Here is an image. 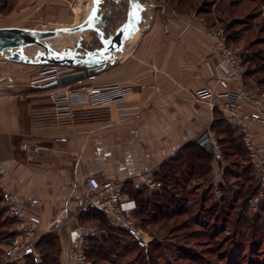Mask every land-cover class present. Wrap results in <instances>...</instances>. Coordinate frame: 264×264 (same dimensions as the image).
I'll use <instances>...</instances> for the list:
<instances>
[{
	"label": "crops",
	"instance_id": "crops-1",
	"mask_svg": "<svg viewBox=\"0 0 264 264\" xmlns=\"http://www.w3.org/2000/svg\"><path fill=\"white\" fill-rule=\"evenodd\" d=\"M76 3L0 0V27L57 25L74 14ZM159 21L150 25L146 19L114 63L83 79L86 86H132L119 104L79 105L63 115L50 97L55 87L33 83L41 66L0 64V176L44 229L75 214L88 178L121 183L128 195V188H147L145 180H154L182 149L214 136L215 122H228L220 109L196 99L200 89L220 90L216 61L208 58L207 25ZM84 39L88 49L99 46L95 32H85ZM256 132L264 141V128ZM69 239L72 243V232ZM63 248L67 254L69 245Z\"/></svg>",
	"mask_w": 264,
	"mask_h": 264
},
{
	"label": "rangeland",
	"instance_id": "rangeland-1",
	"mask_svg": "<svg viewBox=\"0 0 264 264\" xmlns=\"http://www.w3.org/2000/svg\"><path fill=\"white\" fill-rule=\"evenodd\" d=\"M141 1L147 7L144 23L148 19L150 25L160 20L159 22L165 25L171 22L207 25V28L227 27L231 46L242 48V57L245 59L248 73L253 71L246 79L247 84L264 89V85L258 83L260 79H264V72L260 71L264 68V0ZM94 10L97 16H103L107 25H122L127 18L128 0H77L74 14L68 16L66 21L39 29L77 25ZM2 12H9V7ZM212 25L215 27H211ZM84 35L85 32L65 34L62 44L57 45V41L61 40L59 39L52 41V45L56 49L72 47L76 45L79 37ZM38 50L37 47H29L24 51L29 56H34ZM252 58L258 61L259 66L247 62V59ZM2 59L0 56L1 66L4 65ZM258 128L264 127H254L252 130L257 149L263 156L261 159H264V141L256 132ZM237 134L239 139L235 142L236 148L234 144H229L227 138L221 143L217 135H214L217 149L211 146L214 157L209 178L205 179V182L204 179L193 178L186 183L188 201L180 205L185 207L179 217L166 222H156L153 219L154 213H151L146 216L147 223H143L141 216L137 214L140 210L138 200L129 196L137 201L133 225L146 246L139 245L138 240L127 231L117 229L122 243L120 251H124L122 254L127 252L126 249L123 250L125 246H133V249H128L127 255L123 254L122 258H119L118 264H264V187L238 129ZM176 174L174 178L181 179L179 172ZM216 186L219 187L220 194L216 193ZM147 189L150 193L154 192L149 187ZM79 222L104 229L106 233L108 230H115L109 225L106 216L101 223L86 220L84 217ZM73 228L74 226L66 224L58 229L60 232H50L59 237V245L62 248L59 259L62 263L66 262L68 254L65 253L63 244L67 243L70 248L73 246L69 239ZM5 239H0V251ZM155 243H160V246L155 247ZM149 251H153L150 261ZM99 264L114 263L102 261Z\"/></svg>",
	"mask_w": 264,
	"mask_h": 264
},
{
	"label": "built area",
	"instance_id": "built-area-1",
	"mask_svg": "<svg viewBox=\"0 0 264 264\" xmlns=\"http://www.w3.org/2000/svg\"><path fill=\"white\" fill-rule=\"evenodd\" d=\"M226 30L227 27L204 29V34L210 41L212 49L208 58L216 61L217 75L215 78L220 90L200 89L196 93V99L220 109L224 118L238 129L264 187V159H261L263 156L257 149L252 130L254 127H264V89L247 84L248 69L242 57V48L229 44ZM2 62L6 64L9 61L3 57ZM77 71L78 68L69 65H44L41 66L33 83L59 80L62 76ZM76 84L77 87L70 84L59 85L50 94L52 102L63 115H72L74 107L79 105L107 107L119 104L133 93V87L130 85L86 86L83 80ZM215 100L219 102H214ZM208 139L209 147L213 145L216 150L215 137L210 136ZM196 143L203 145L201 140ZM217 156L220 155L217 154ZM145 182L153 191H157L162 186V183L153 179H146ZM216 188V193L220 194L219 187L216 186ZM0 191L2 195L0 207L5 208L9 217L14 221L11 228L12 235L6 238L1 245L6 263L31 259L34 263L41 264L43 258L38 246L41 239L58 227L67 224L74 226L73 246L68 251L66 262L62 264H93L88 254L90 240L106 233V230L80 224L79 220L81 215L94 210L103 213L112 228L127 231L138 240L139 245L146 246V243L140 239L139 231L133 225L134 213L138 207L137 201L129 197L121 183L88 178L82 187L74 216L47 229H44L43 221L38 215L28 213L18 204L15 194L6 187L1 176Z\"/></svg>",
	"mask_w": 264,
	"mask_h": 264
},
{
	"label": "trees",
	"instance_id": "trees-1",
	"mask_svg": "<svg viewBox=\"0 0 264 264\" xmlns=\"http://www.w3.org/2000/svg\"><path fill=\"white\" fill-rule=\"evenodd\" d=\"M215 27V26H211ZM231 45V39L229 40ZM244 56V54H243ZM244 58V57H243ZM247 58V57H246ZM245 61V59H244ZM247 62H253L256 66H259L257 60L247 59ZM260 71L264 72V68ZM257 72V71H256ZM253 74V71L246 74V79ZM261 85H264V79L258 81ZM212 129L217 135L219 141L222 143L224 138L229 140V144H234L239 139L236 127L232 126L230 123L223 120L217 121L212 125ZM232 129V131H230ZM229 137H228V136ZM230 145V146H231ZM240 150H242L240 148ZM214 157V153L211 147L198 145L195 143L190 144L181 150L173 159H171L166 165L162 167L160 173L155 174L154 180L162 183V186L157 191L150 193L146 187L129 189L128 193L131 197H135L139 204V217L141 216V221L147 223V217L149 214H153V219L156 222H166L173 220L180 215H182L184 210L182 204L188 201V191L185 187L188 181L193 178L204 179V182L209 178V173L211 172V161ZM183 168V169H182ZM180 174L181 179H175L176 173ZM178 176V174H176ZM208 176V177H207ZM206 179V180H205ZM182 196V197H181ZM2 201V195L0 191V204ZM175 207H171L174 206ZM181 205V206H180ZM151 210V211H150ZM104 214L99 211H91L89 213L80 216V221L82 217L90 221H95L101 223L104 218ZM147 216V217H146ZM13 219L9 217L5 208L0 207V239L8 238L12 235L11 228L13 226ZM85 223V222H84ZM11 227V228H10ZM119 230H108V233H104L101 236H96L90 240V249L88 251L89 257L92 259L94 264H99L100 262H113L118 264L119 258L122 255L128 254V249H133V246L127 245L123 248L126 253H123L122 243L118 235ZM125 233V232H124ZM128 234V233H127ZM156 246H160V243H155ZM39 249L42 252L43 262L41 264H61L59 255L62 253V248L59 245V237L57 234L48 233L45 235L40 243ZM0 264H36L31 259H25L23 263L13 262L6 263L4 261L3 252L0 251ZM141 256V254H140ZM153 251H149L148 260L152 259Z\"/></svg>",
	"mask_w": 264,
	"mask_h": 264
},
{
	"label": "water",
	"instance_id": "water-1",
	"mask_svg": "<svg viewBox=\"0 0 264 264\" xmlns=\"http://www.w3.org/2000/svg\"><path fill=\"white\" fill-rule=\"evenodd\" d=\"M146 10L147 7L141 0H128L126 21L113 34L105 33L110 25H107L102 15L97 16L95 10L85 20L71 27L56 29L0 27V56L9 62L28 65L74 66L78 68L77 72L62 76L59 80L35 83L47 87L69 85L94 75L104 70L108 64L114 63L117 54L123 52L126 41L140 30ZM87 31L99 35L97 48L88 49L82 36L72 47L56 49L52 45V41L64 39L65 34H84ZM29 47H37L39 50L34 56H29L24 51ZM202 143L203 146L209 147L207 135L202 138Z\"/></svg>",
	"mask_w": 264,
	"mask_h": 264
},
{
	"label": "bare ground",
	"instance_id": "bare-ground-1",
	"mask_svg": "<svg viewBox=\"0 0 264 264\" xmlns=\"http://www.w3.org/2000/svg\"><path fill=\"white\" fill-rule=\"evenodd\" d=\"M63 40H64V39H61L60 41H57V45L62 44V43H63ZM53 47H54V46H53Z\"/></svg>",
	"mask_w": 264,
	"mask_h": 264
}]
</instances>
